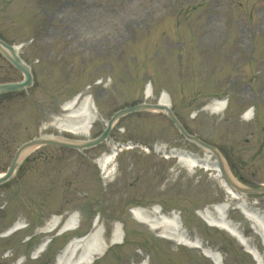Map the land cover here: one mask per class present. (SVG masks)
<instances>
[{
	"label": "rangeland",
	"instance_id": "obj_1",
	"mask_svg": "<svg viewBox=\"0 0 264 264\" xmlns=\"http://www.w3.org/2000/svg\"><path fill=\"white\" fill-rule=\"evenodd\" d=\"M0 37L14 44L32 38L19 53L34 75L32 87L0 95V172L22 142L39 135L92 138L113 111L154 103L164 88L188 131L224 151L239 182L264 184V0H0ZM21 77L0 54V81ZM78 92L90 93L98 110L87 136L50 125ZM220 97H229L224 111L205 109ZM250 106L254 116L245 121L241 114ZM126 140L204 152L166 115L150 111L121 118L107 141L82 152L51 145L33 150L0 186V264L21 258V264H55L67 242L90 231L96 215L107 243L115 223L124 239L92 264H213L200 249L159 236L130 211L157 205L165 214L176 211L188 236L219 252L223 264H257L235 237L197 214L228 199L213 169L134 148L120 153L114 177L102 180L93 160ZM243 197L264 213V194ZM74 212L79 227L56 236ZM52 216H62L58 227L40 231ZM228 217L264 260V240L240 210L230 208ZM17 220L28 225L6 236ZM46 237L53 240L35 257Z\"/></svg>",
	"mask_w": 264,
	"mask_h": 264
},
{
	"label": "bare ground",
	"instance_id": "obj_2",
	"mask_svg": "<svg viewBox=\"0 0 264 264\" xmlns=\"http://www.w3.org/2000/svg\"><path fill=\"white\" fill-rule=\"evenodd\" d=\"M149 92L150 87L147 85L146 93L148 94ZM159 102L161 104L170 105V99L166 93L160 95ZM224 107L225 100L217 99L212 101L205 108L210 112H215L223 110ZM61 110L62 112L59 115L54 116L50 125L60 131H66L73 134H87L91 130L95 120L98 118L96 106L89 93H81L80 95L75 94L72 98L61 104ZM114 150V147H112L109 152L104 153L97 161L104 177L112 176L113 167H110L117 156V152L115 153ZM176 154L185 166H201L205 169L212 167L217 171V167L214 164H209L208 161L210 158L207 154L202 157V160L199 159L200 157L190 158V155H186L180 151L176 152ZM221 184L226 191L228 199L222 204H217L214 207H211V209L206 208L201 212L200 216L210 225L222 228L232 234L233 237L242 243L246 248V251L257 260L258 264H261L262 258L260 257V254H258L252 247L251 242H249V239L242 233L239 225L228 217V210L230 209V206H232L230 205V200H236L243 215L250 222L253 231L260 235L263 240L264 216L259 211L254 210L253 208H248L249 205L244 197L238 196L223 182ZM132 215L138 222L148 225L153 230H159L160 235L164 238L172 239L177 244L200 248L202 249L203 254L212 259L215 264H222V262H220L219 254L210 248L203 246L200 239H191L186 230L183 231V226H181L176 214H162L158 207L154 206L150 209L142 207L134 208ZM58 221L59 217L53 218L43 229L51 231ZM20 225L21 222L16 223L11 230L15 231ZM77 226H79L78 215L72 213L65 220L60 231L73 230L77 228ZM101 230L102 228L101 225H99L97 218L94 219L90 231L80 237H74L70 243L61 250L57 255L56 264H89L95 260L97 255L102 254L109 244L123 240V231L121 230L119 223H115L109 243H107L103 236L100 235ZM45 242L46 241L38 245L37 250L34 251V255L44 250ZM141 264H146V262H142Z\"/></svg>",
	"mask_w": 264,
	"mask_h": 264
},
{
	"label": "water",
	"instance_id": "obj_3",
	"mask_svg": "<svg viewBox=\"0 0 264 264\" xmlns=\"http://www.w3.org/2000/svg\"><path fill=\"white\" fill-rule=\"evenodd\" d=\"M0 51L12 62V64L14 66H16L18 69H20L24 74H25V79L21 82H11V83H4V84H0V92L2 91H10V90H19L21 88H23L24 86L30 85L31 84V74L30 71L28 69V67L21 61V59L19 58V56L16 53V50L13 46H10L8 44H6L5 42H3L2 40H0ZM142 108H157V109H164L168 116L170 117V119L174 122V124L177 126V128L188 138L191 140H194L195 142H197L198 144H200L201 146L207 148L208 150H210L215 157L218 160L219 166L221 168V172L226 180V182L230 185V187L235 188L236 190L243 192V193H252V192H262L264 191V186L263 187H258V188H244L241 187L238 184H235L229 177V175L227 174V172L225 171L222 159L219 155V153L210 145H207L205 143H203L202 141H200L199 139L189 136L183 129V127L181 126V124L178 122V120L175 118V116L173 115L172 111L167 108L166 106H160V105H150V104H141L138 106H134L131 108H127V109H123L120 110L116 113H114L112 115V117L109 119L106 128L104 129V131L102 132V134L100 136H98L96 139L94 140H89L86 142H81V143H74V142H67V141H60V140H54V139H49V138H34L31 141H28L24 144H22L16 151L9 167L8 170L6 172V174L2 177H0V183L7 180L11 174L13 173L15 167L17 166V163L21 157V155L23 154L24 151H26L27 149H29L30 147L39 145V144H44V143H52V144H57V145H63V146H68V147H74V148H78V149H82L88 146H92L97 144L98 142H100L101 140H103L104 138H106V136L108 135V132L111 128L112 123L116 120L117 117H119L120 115H123L129 111L132 110H137V109H142Z\"/></svg>",
	"mask_w": 264,
	"mask_h": 264
}]
</instances>
